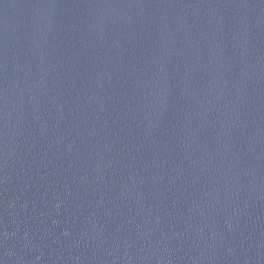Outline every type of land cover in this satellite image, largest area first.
<instances>
[{"label":"water","instance_id":"water-1","mask_svg":"<svg viewBox=\"0 0 264 264\" xmlns=\"http://www.w3.org/2000/svg\"><path fill=\"white\" fill-rule=\"evenodd\" d=\"M0 264H264V0H0Z\"/></svg>","mask_w":264,"mask_h":264}]
</instances>
